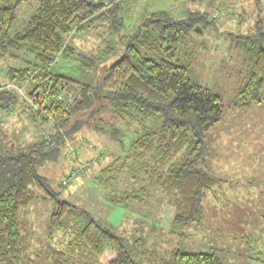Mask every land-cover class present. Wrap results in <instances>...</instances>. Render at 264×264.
<instances>
[{"label":"rangeland","instance_id":"obj_1","mask_svg":"<svg viewBox=\"0 0 264 264\" xmlns=\"http://www.w3.org/2000/svg\"><path fill=\"white\" fill-rule=\"evenodd\" d=\"M92 1L107 6L116 3L122 24L115 25L120 28L118 35L113 32L109 36L108 25H91L84 33L76 32L72 36L69 45L75 48L76 54L65 57L62 53L50 66L54 74L71 81L64 94L77 93L82 84L94 87L102 66L120 57L124 46L121 37L138 28L146 18L159 13L173 19L205 17L195 32L182 38L179 59L190 68L194 82L209 87L223 98L224 117L206 134L207 151L202 162L205 170L221 181L203 200L202 222L197 226H176L174 197L164 194L159 178L166 165L173 167L170 160L178 166L189 158L188 145L170 150L172 155L162 157L158 153L157 157L153 152L138 158L134 143L145 133V125L140 120L133 125L126 121L114 122L106 113L102 117L108 123L113 122L107 129L119 130L117 139L93 130L85 115L74 123V128L80 127L70 135L75 143L68 142L65 157L58 163H48L40 173L49 179L60 199L88 210L122 238L126 249L140 264H159L166 252L177 249L214 252L223 264H264V101L243 110H236L234 105L249 70L251 50L264 44L261 35L264 0ZM37 9L38 0L20 3L9 31L10 38L26 30ZM258 21L263 22L262 26H258ZM109 47L113 48L111 54L106 52ZM22 57L23 61L9 59L0 63V91L15 89L20 100L10 114L6 112L4 116L0 111V154L28 148L43 133L51 132L49 124L41 125L39 130V123H34L31 117L29 93L36 81L29 82L28 87H17L9 80L11 67L29 66L32 72L35 70L25 63L34 61L33 57L24 54ZM156 124L160 126L159 122ZM87 150V155H82ZM116 158L119 165L106 173L109 182H97L96 176ZM53 210L52 200L37 199L22 215L23 223L32 233L29 251L33 253V262L30 264H48L50 248L66 250L72 243L73 250L84 249L75 234L68 236L63 229L51 232ZM88 263L101 264L92 257Z\"/></svg>","mask_w":264,"mask_h":264},{"label":"trees","instance_id":"obj_2","mask_svg":"<svg viewBox=\"0 0 264 264\" xmlns=\"http://www.w3.org/2000/svg\"><path fill=\"white\" fill-rule=\"evenodd\" d=\"M23 1L0 0V63L9 59L23 61V54L33 57L34 61H25L34 67L33 72L29 66L11 67L9 80L17 87L36 81L30 89L31 100L38 95L44 96L45 102L39 110L30 108L31 117L34 123H39V130L41 125L49 124L51 132L43 133L28 148L0 154V264L33 262V253L29 251L32 233L23 223L22 215L37 199L53 201L51 232L63 229L68 236L75 234L84 246L79 251L73 250L72 243L66 250L50 248L48 264H89V257L101 264H140L126 249L122 238L88 210L60 199L40 170L48 163H58L67 151L68 142L75 143L70 128L83 116H88L87 123L93 130L116 139L119 130L107 129L113 122L108 123L102 117L104 113L110 114L114 122L126 121L133 125L140 120L146 128L134 143L136 157L153 152L157 157L158 153L164 157L172 155L170 150L188 145L189 158L178 166L170 160L173 167L166 165V172L163 168L159 184L164 194L174 197V224L178 227L199 225L204 219L203 200L221 181L203 166L207 151L205 137L223 120L225 104L220 94L191 79L190 68L181 64L179 50L182 38L195 32L205 17L173 19L159 13L146 18L138 28L121 37L124 46L120 57L102 66L94 87L82 84L77 93L64 94L71 81L54 74L50 66L62 53L65 57L75 55L70 39L91 25H108L109 36L113 32L118 35L120 28L115 25H121L122 19L118 17L117 4L38 0L37 12L30 18L26 30L10 38L16 10ZM261 35L264 40V31ZM251 51L249 70L234 104L236 110L264 101V44ZM106 52L111 54L113 48H107ZM58 94H63L64 100L58 101ZM19 104L15 89L0 91V111L4 116ZM77 149L82 151L80 147ZM118 159L100 171L97 182H109L106 173L119 165ZM159 264L223 263L214 252L177 249L166 252Z\"/></svg>","mask_w":264,"mask_h":264},{"label":"built area","instance_id":"obj_3","mask_svg":"<svg viewBox=\"0 0 264 264\" xmlns=\"http://www.w3.org/2000/svg\"><path fill=\"white\" fill-rule=\"evenodd\" d=\"M64 98L65 97L63 94H58L56 99L58 101H61V100H64ZM71 100L72 99H69V101H71ZM31 101H32L31 104H32L33 108L36 110H39L40 108H42L41 104H43L45 102V97L44 96L39 97L38 95H34ZM64 184H67V183L64 182Z\"/></svg>","mask_w":264,"mask_h":264},{"label":"crops","instance_id":"obj_4","mask_svg":"<svg viewBox=\"0 0 264 264\" xmlns=\"http://www.w3.org/2000/svg\"><path fill=\"white\" fill-rule=\"evenodd\" d=\"M259 22V21H258ZM263 23V22H262ZM262 23L261 22H259V25L258 26H262ZM7 119H9V117L7 118ZM92 145V144H91ZM90 145V146H91ZM90 146H88V147H90ZM89 150V149H88ZM88 150L86 151V152H84V154H82V155H87L86 153H88ZM89 153H91V151H89ZM75 166H73V168H74ZM72 168V169H73Z\"/></svg>","mask_w":264,"mask_h":264},{"label":"water","instance_id":"obj_5","mask_svg":"<svg viewBox=\"0 0 264 264\" xmlns=\"http://www.w3.org/2000/svg\"><path fill=\"white\" fill-rule=\"evenodd\" d=\"M79 127H80V125L78 127H76V128L73 127V129L71 130V132L77 131L79 129Z\"/></svg>","mask_w":264,"mask_h":264}]
</instances>
